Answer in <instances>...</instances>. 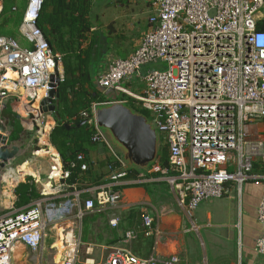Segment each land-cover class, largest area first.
Instances as JSON below:
<instances>
[{
  "label": "built area",
  "instance_id": "built-area-1",
  "mask_svg": "<svg viewBox=\"0 0 264 264\" xmlns=\"http://www.w3.org/2000/svg\"><path fill=\"white\" fill-rule=\"evenodd\" d=\"M44 1L29 0L21 24L33 48L22 47L13 37H0V105L11 93L18 101L27 97L34 113L27 127L36 131L40 143L35 154L42 150L50 153L48 178L53 182L66 180L70 172L50 142L55 121L48 122L40 110L41 101L65 79L62 55L53 52L38 26ZM147 1V30L127 57L113 53L106 57L98 77L100 88L127 95L153 114L151 123L166 135L169 149V166L157 162L153 172L163 174L190 215L204 200L223 197L229 182L241 185L257 178L264 187V173L253 174L256 162L264 165V128H255L264 119V0ZM2 6L0 0V13ZM159 61L167 62L169 68L149 70L142 77L146 84L143 93L126 86L142 67ZM98 104L92 105L91 112L82 111L73 119H88L95 125L93 142L112 150L114 163L109 164V169H119L113 180L126 178L130 171L123 154L114 150L95 123ZM84 158V154L77 156V160ZM60 187H53V193H60ZM122 199L121 192L101 187L94 200H86L85 209L117 205ZM75 206L70 200L60 206L52 201L44 206L39 200L1 215L0 264H14L18 243L30 251H39L50 224L72 215ZM258 217L262 235L256 250L264 256V192ZM155 221L149 214L143 215L146 236L153 234ZM117 223L118 219L111 220L114 226ZM134 236L133 232L127 233L129 238ZM81 243L68 234L62 264H180L176 256L161 262L139 257L127 249L115 250L106 261L97 263L90 257H81ZM86 253L90 255L91 249L87 248Z\"/></svg>",
  "mask_w": 264,
  "mask_h": 264
},
{
  "label": "crops",
  "instance_id": "crops-1",
  "mask_svg": "<svg viewBox=\"0 0 264 264\" xmlns=\"http://www.w3.org/2000/svg\"><path fill=\"white\" fill-rule=\"evenodd\" d=\"M28 3L29 0L27 6ZM2 5L0 15L5 14L4 0ZM13 10L17 11L18 7L14 6ZM147 28L148 22L142 26L138 43ZM104 35L113 36L109 32ZM115 43L112 42L111 47ZM134 49L132 46L125 51V55L128 56ZM103 94L113 100L111 96ZM28 101L26 96L18 101L13 93L4 100L8 109L13 106L20 117L12 121L9 127L11 144L19 147L18 156L4 168L0 167V182L5 185L3 194L11 199L14 209L30 206L39 200L43 201L44 206L47 201L60 206L69 200L76 206L72 215L50 224L39 251H30L23 244L16 245L17 253L22 255L25 264H62L65 243L70 233L82 241L81 257H90L97 263L106 261L108 255L115 250L127 249L139 257L154 258L161 262H167L176 256L180 258V264H264V256L256 250L257 241L262 235L258 208L264 192L259 179L251 178L241 185L229 182L228 191L223 197L204 200L193 215H190L187 207L180 203L178 193L169 187L165 177L157 176L156 172H153L154 165L142 171L129 170L131 177L114 181L112 177L119 169H109V164L114 163L112 150L105 144L94 143L87 153H79L85 155L87 164L83 166L76 183L70 184L67 179L51 182L48 178L50 153L42 150L35 154L40 144L38 135L34 129L27 127L30 117L34 114L31 111L33 106L30 107ZM3 113L6 114L7 109ZM44 119L50 123L55 121V126L57 125L54 113H45ZM255 128L263 129L264 123L258 121ZM35 146L37 149L33 150ZM32 150L37 159L43 156L48 159L47 167L45 165L43 169L38 163L28 159L29 155H26ZM57 151L59 152L58 149ZM254 171L259 173L255 175L263 173L258 168ZM7 176L20 180L8 183ZM27 181L34 183L40 197L28 205L18 206V186ZM164 182L167 185L163 184ZM57 186H61L62 191L53 193V187ZM105 186L121 192L122 201L117 205L102 208L97 206L91 211L86 210V200H94L97 191ZM76 192L79 196H76ZM144 214L156 219L153 234L150 236L144 233ZM86 218L90 219V222L85 234ZM113 219H118L115 226L111 224ZM129 232H133L135 236L127 237ZM48 239L53 242L47 250L45 243ZM87 248L92 251L90 255L86 253Z\"/></svg>",
  "mask_w": 264,
  "mask_h": 264
},
{
  "label": "trees",
  "instance_id": "trees-1",
  "mask_svg": "<svg viewBox=\"0 0 264 264\" xmlns=\"http://www.w3.org/2000/svg\"><path fill=\"white\" fill-rule=\"evenodd\" d=\"M94 1L45 0L38 19V26L50 42L53 52L60 53L63 57L65 79L60 85L61 118L56 119L57 125L51 132V142L59 150L65 169L70 172L67 178L70 184L78 181L83 166L87 164V159L77 160V156L81 152L87 153L92 147L95 143L92 136L96 131L95 125L90 123L77 127L83 119L73 118L82 111L91 112L95 103L111 101L100 90L98 77L101 63L116 39L104 35V31L94 26L91 17ZM118 1L126 2V0ZM119 37L121 35L117 36ZM115 45V56L127 57L122 47L118 43ZM118 99H127L128 105L148 117L149 112L137 104L135 99L127 95H118ZM65 123L74 127L68 129ZM157 162L163 167L169 166V149L166 145H160ZM258 162L254 169H261L264 173L263 163ZM255 173L253 170V174ZM156 175L163 176L161 172H156ZM29 180L31 181V178ZM17 194L18 206L28 205L40 197L34 183L31 184L29 181L18 186Z\"/></svg>",
  "mask_w": 264,
  "mask_h": 264
},
{
  "label": "water",
  "instance_id": "water-1",
  "mask_svg": "<svg viewBox=\"0 0 264 264\" xmlns=\"http://www.w3.org/2000/svg\"><path fill=\"white\" fill-rule=\"evenodd\" d=\"M55 76H52L54 79ZM60 85L50 92L49 97L40 103L42 113H54L60 119ZM112 101L100 103L95 107L94 118L97 127L106 135L110 145L123 153L129 170L142 171L153 166L159 155V136L157 129L149 118L124 102L117 101L118 93L113 90H103ZM8 110V105H0V167L4 168L10 161L18 156L19 147L10 141V119L3 112ZM15 117L20 115L13 110ZM6 116V117H5ZM4 121V122H3ZM88 123V119L81 121L77 127ZM68 129L74 127L69 123L64 124ZM22 245V244H19ZM18 246V244H17ZM13 263L25 264L22 255L14 252Z\"/></svg>",
  "mask_w": 264,
  "mask_h": 264
},
{
  "label": "rangeland",
  "instance_id": "rangeland-1",
  "mask_svg": "<svg viewBox=\"0 0 264 264\" xmlns=\"http://www.w3.org/2000/svg\"><path fill=\"white\" fill-rule=\"evenodd\" d=\"M27 1L28 0H4L5 14L0 15V35L12 36L22 47L33 48V43H31L21 31V23L23 20L24 10L27 7ZM14 6L18 7L17 11L13 10ZM149 16L150 5L147 0H126L124 3H121L118 0H95L91 9V17L93 19L94 26L101 31L113 34V38L116 39V43L122 47L123 51H127L132 46H137V40H139L138 36L140 35L142 26H145L148 22ZM119 35H121V37L117 38ZM115 50L116 45L114 44L109 52L116 55ZM105 58L106 57H104L101 63V69L105 67ZM168 68V63L164 61L144 66L126 86L130 87L134 92L141 94L146 88V84L142 81V77L146 76L149 70L158 69L165 71ZM137 104L140 103L137 102ZM13 110L14 108L12 106L6 113L7 118L10 119V125L11 122L17 118L13 114ZM148 118L151 122L153 120V114L149 113ZM259 122L264 123V119H261ZM157 132L159 136V146L165 145L167 143L166 135L159 131ZM35 149H37L36 146L33 150ZM33 150L30 151V153L28 152L26 155H29L28 159L30 158V161L38 163V165L43 169L45 168V165L47 167L48 159L45 156L41 158L38 157L37 159L32 154ZM167 183L171 188L170 183ZM167 183L164 182L163 184L167 185ZM4 190L5 185L0 182V216L12 211L15 208L14 205H12L11 199H9L7 195L5 196L3 194ZM153 197L155 198V194H153ZM89 222L90 219L86 218L85 234L89 226ZM52 242L53 240H46L45 246L47 250Z\"/></svg>",
  "mask_w": 264,
  "mask_h": 264
},
{
  "label": "bare ground",
  "instance_id": "bare-ground-1",
  "mask_svg": "<svg viewBox=\"0 0 264 264\" xmlns=\"http://www.w3.org/2000/svg\"><path fill=\"white\" fill-rule=\"evenodd\" d=\"M6 180H7L8 183H12V182L13 183H16V181H19L20 179H13L10 176H7L6 177ZM11 180H13V181H11ZM16 249L18 250V247Z\"/></svg>",
  "mask_w": 264,
  "mask_h": 264
},
{
  "label": "clouds",
  "instance_id": "clouds-1",
  "mask_svg": "<svg viewBox=\"0 0 264 264\" xmlns=\"http://www.w3.org/2000/svg\"><path fill=\"white\" fill-rule=\"evenodd\" d=\"M156 163H157V162H156ZM156 163H155V164H156ZM155 164H154V165H155Z\"/></svg>",
  "mask_w": 264,
  "mask_h": 264
}]
</instances>
